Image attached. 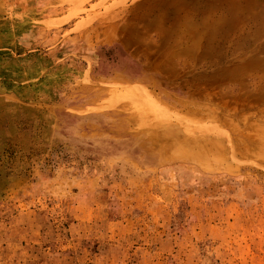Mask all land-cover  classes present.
Listing matches in <instances>:
<instances>
[{"label":"rangeland","instance_id":"obj_1","mask_svg":"<svg viewBox=\"0 0 264 264\" xmlns=\"http://www.w3.org/2000/svg\"><path fill=\"white\" fill-rule=\"evenodd\" d=\"M0 264H264V0H0Z\"/></svg>","mask_w":264,"mask_h":264},{"label":"bare ground","instance_id":"obj_2","mask_svg":"<svg viewBox=\"0 0 264 264\" xmlns=\"http://www.w3.org/2000/svg\"><path fill=\"white\" fill-rule=\"evenodd\" d=\"M172 148V147H171ZM177 149H179V151H180V153L179 154H182L183 153V155H184V153H185V151H184V149L182 148L181 150H180V148H177ZM171 151H173L174 152V150H171ZM175 153H177V150H175ZM185 155H186V153H185ZM202 155V154H201ZM201 155H199L200 156V158H202V156ZM198 156H197V159H200Z\"/></svg>","mask_w":264,"mask_h":264}]
</instances>
